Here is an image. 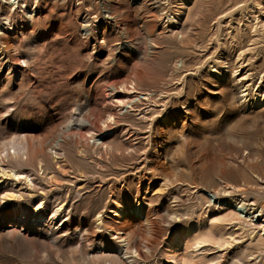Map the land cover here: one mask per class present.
<instances>
[{
	"label": "rangeland",
	"instance_id": "rangeland-1",
	"mask_svg": "<svg viewBox=\"0 0 264 264\" xmlns=\"http://www.w3.org/2000/svg\"><path fill=\"white\" fill-rule=\"evenodd\" d=\"M15 1L0 0V147L65 141L43 163L0 155V264H175L174 233L205 242L196 264H264L257 218L202 195L216 177L264 207V105L243 114L216 70L226 40L264 88V0ZM161 4L150 44L144 22ZM127 82L154 96L142 114L120 106ZM88 114L93 125L80 126ZM109 114L118 132L100 121ZM222 158L217 176L208 166Z\"/></svg>",
	"mask_w": 264,
	"mask_h": 264
},
{
	"label": "bare ground",
	"instance_id": "bare-ground-1",
	"mask_svg": "<svg viewBox=\"0 0 264 264\" xmlns=\"http://www.w3.org/2000/svg\"><path fill=\"white\" fill-rule=\"evenodd\" d=\"M18 1V5L20 6V0ZM164 5L161 4L159 6L153 7V10L155 14L152 16L153 18L151 20L144 22V29L147 33V36L149 38V43H154V34L156 31V24L154 19H157L160 17V11L161 8H163ZM226 17V14L224 16H221L217 18L215 24L219 27H221L222 20ZM10 19V17H9ZM206 20V17L202 20V22ZM84 35L90 37L93 33V30L90 28L89 24H85L83 26ZM2 43L5 45L6 52L8 54H13L17 52V48L15 45V42L8 37V35L4 34L2 37ZM223 45L225 46V53L222 54V56L218 57L216 70L218 71L219 75L223 76V82L232 83V89L234 90V97L238 101L239 109L242 111L243 114L248 113L250 110H253L255 108L261 107L264 105V88L263 86H258L257 89L254 91V84L253 80L255 78V74L251 72V70H246V65H244L245 55L247 54L246 50H241L236 62L231 61V53L232 49L230 48L228 42L225 40ZM238 47H241V44L238 43ZM4 49V50H5ZM3 54V52H2ZM221 60V61H220ZM3 60H0V63H2ZM238 66L240 69L237 72H234L233 69L235 66ZM2 69L0 68V71ZM261 82L264 80V76L260 77ZM129 88V86H131ZM122 90H126L128 94V98L126 100V104L124 101L120 104L122 105H129L130 112H136L140 111L142 114L143 111L140 110L141 106L145 103L155 102L154 96L150 93H143L138 90L137 84L134 82H127L122 84L120 87ZM119 88H114V90H118ZM134 94H144L145 98L143 101L139 98V95ZM129 115V113H127ZM105 127H108L109 131L118 132L117 127H111L109 124H117L116 118L109 114L107 118L105 116L100 120ZM93 125V122L91 121V118L88 115L82 120L80 126L84 125ZM71 126H68L67 131L69 132L71 130ZM87 133L91 134L90 127H87ZM129 134V133H128ZM134 136L132 133L129 134L128 138H131ZM104 138V137H103ZM64 138L61 136L57 140L53 142H49L48 140H41L39 142L34 141L31 137L25 138V139H15L11 142L4 143L0 147V155L2 153L6 154V159L19 161L21 163H28L31 162V160L39 159L42 163L44 161L45 156L48 154V150L51 149L52 151L55 149L56 155H64L63 153L60 154L61 150H63V142ZM98 146H102L104 148L107 147L106 142H101L98 144ZM13 150V151H12ZM41 163V164H42ZM214 168V172L217 176L220 174H224L226 170L230 167V164L228 161L224 158L219 159L217 162L212 164V166H208V168ZM5 175H8L7 173H4ZM11 176L15 177V179L18 180H29V176L15 171L11 170ZM30 181V180H29ZM208 181L210 182L211 188H207V195L202 194L205 196L204 198L207 200L208 203H212V199H214L217 202H223L222 199H225L226 197L230 198L228 203L231 204H237L240 206V208L244 209L245 212H247L249 215L253 216V218H257V220L260 222L259 228L264 231V219H262L264 215V207L262 206L259 208L255 202H248V200L245 198H242L239 201V198H237V195H234L235 185L229 183L228 181H219L216 177H210L208 178ZM198 187V186H196ZM240 191V190H239ZM9 198V196H7ZM6 197V198H7ZM12 197V196H11ZM10 197V198H11ZM5 199H4V206H5ZM43 205L39 206L37 210L41 214V208ZM260 209V210H259ZM138 211H141L138 210ZM118 210H116L114 213H112L115 216H118ZM143 213V209L141 211ZM28 214V212H27ZM237 215V214H236ZM102 217V215H100ZM2 219L0 215V220ZM175 220V218H174ZM25 221V220H24ZM103 223V222H102ZM104 224V223H103ZM13 226H10L12 228ZM116 238L120 243L123 244L126 253L124 255L128 254V249L130 246V241L128 237H125L124 232H118L116 234ZM174 243L172 245L171 243V250L170 253H166V257L169 261L175 263V264H196V258L198 253L201 251L202 248H205L207 245H205V242H195L192 238L187 237H181L178 233H174L173 235ZM127 248V249H126ZM104 249V248H102ZM114 249L116 252L123 253L125 250H122L120 246H114ZM148 250V249H147ZM138 251H135V255H137ZM132 263H135L132 261Z\"/></svg>",
	"mask_w": 264,
	"mask_h": 264
}]
</instances>
